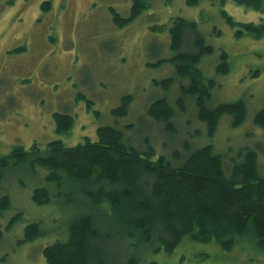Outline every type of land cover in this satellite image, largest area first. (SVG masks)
Instances as JSON below:
<instances>
[{
    "label": "rangeland",
    "instance_id": "374dc122",
    "mask_svg": "<svg viewBox=\"0 0 264 264\" xmlns=\"http://www.w3.org/2000/svg\"><path fill=\"white\" fill-rule=\"evenodd\" d=\"M187 2L149 0L146 11L118 30L110 9L127 18L131 0H0V158L15 147L28 150L32 144L43 147L57 140L73 147L84 138L95 140L99 127L121 125L132 143L146 139L157 156H167L162 145L174 148L173 138L165 134L155 142L153 131L158 129L146 126L144 112L157 99L164 98L174 106L178 98L179 85L168 92L153 86L174 77V68L169 64L149 67L173 57L168 29L177 18L194 21L205 44L214 49L199 67L204 78L216 82L208 106L214 109L242 101L246 107L245 122L239 129H232L231 119L223 117L213 139L208 138L196 115L178 114L180 131L186 133L183 141L211 145L216 154L229 158L245 148L264 154V131L253 123L256 114L264 110V36L236 39V29L227 27L220 10L238 24L257 27L264 24V13L238 7L232 0L223 4L220 0H197L195 6ZM43 3H50V9L43 11ZM158 28H163V33L156 31ZM223 52L230 68L225 76L215 73ZM124 96H132L126 117L115 119L111 111ZM55 114L74 119L67 137L55 133ZM258 165L263 174L264 158L259 157ZM3 175L0 196L9 197L10 207L0 215V264H46L42 250L63 239L68 207L78 206L77 192L65 182L54 189L53 204L37 207L31 202L30 189L38 181L23 168L6 170ZM38 176L44 177L39 172ZM8 184L12 190L6 193ZM32 224H39L47 235L21 243L26 227ZM113 247L119 252L120 242ZM127 252L122 251L124 257L129 256ZM135 254L140 264H264L263 256L244 242L230 253L191 242L170 255Z\"/></svg>",
    "mask_w": 264,
    "mask_h": 264
},
{
    "label": "trees",
    "instance_id": "16d2710c",
    "mask_svg": "<svg viewBox=\"0 0 264 264\" xmlns=\"http://www.w3.org/2000/svg\"><path fill=\"white\" fill-rule=\"evenodd\" d=\"M232 1L255 11L264 8V0ZM131 3L127 18L110 9L116 29L130 25L149 8V0ZM187 3L195 6L197 0ZM41 9L49 10L50 3H43ZM222 17L231 28L243 29L236 31L237 39L247 35L258 40L264 36V24L241 25L225 14ZM156 31L163 32V28ZM168 33L173 57L149 67L169 64L174 68V77L154 82L153 86L168 92L179 85L178 98L174 106L164 98L157 99L144 112L146 126L152 131L153 126L158 129L153 131L155 142L165 134L173 138L174 148L162 145L167 156H157L146 139L141 144L132 143L121 125L99 127L95 140L84 138L73 147L57 140L43 147L32 144L28 150L15 147L0 158V188L6 170L23 168L38 181L30 189L31 202L37 207L53 204L54 189H60L65 182L77 192L78 206L68 207L63 239L42 250L46 264H140L136 252H146L147 256L170 255L174 249L191 242L214 245L227 253L244 242L252 244L264 258V172L260 173L258 165L264 154L259 149L257 152L245 148L235 158H229L216 154L211 145H198V141L191 145L188 140L183 141L186 133L180 131L177 118L178 114L196 115L208 138L213 139L223 117L231 119L232 129L244 124L245 104L238 101L214 109L209 107L216 84L204 78L198 66L202 58L210 55V47L205 45L193 22L176 19ZM226 58L224 54L221 57L220 75L229 72ZM184 81L185 86L180 84ZM131 97L121 98L119 106L111 111L113 118L126 117ZM53 119L55 133L67 137L74 119L58 114ZM253 123L264 131V110L256 114ZM198 136L200 139L202 135ZM38 172L44 177L39 178ZM5 186L6 193L12 190L9 184ZM9 207V197L0 196V215ZM45 235L47 232L39 224H32L26 227L21 243ZM118 241L119 252L112 249ZM122 251H128L129 256L124 257Z\"/></svg>",
    "mask_w": 264,
    "mask_h": 264
},
{
    "label": "flooded vegetation",
    "instance_id": "af4514ba",
    "mask_svg": "<svg viewBox=\"0 0 264 264\" xmlns=\"http://www.w3.org/2000/svg\"><path fill=\"white\" fill-rule=\"evenodd\" d=\"M220 3L223 4V3H224V0H220ZM235 4H236L238 7H243V8H245L246 10L248 9L249 11H251L250 8L247 7L246 5L239 4V3H235ZM131 8H132V5H131ZM131 8H130V9H131ZM252 10H253V9H252ZM220 11H221V12H220V16H221V17H222V14H225L229 19L233 20V19L231 18V16H229V15L227 14V12H225L224 10H220ZM252 12H255V13H256V12H258V13H259V12H261V13L263 12V13H264V8H263L262 10H257V11L253 10ZM222 18H223V17H222ZM178 19H182V18H177V20H178ZM223 19H224V18H223ZM182 20H185V19H182ZM185 21H187V22H193V23L196 25V31H197V33L200 34L199 31L197 30V24H196L194 21H188V20H185ZM224 21H225V20H224ZM233 22L236 23L234 20H233ZM225 23H226V22H225ZM236 24H238V23H236ZM226 25H227L228 28H230V29L233 30V28H231L227 23H226ZM241 25H246V24H241ZM248 25H251V24H248ZM256 27H257V26H256ZM170 28H171V27H170ZM242 30H243V29H242ZM236 31H237V29H236ZM236 31H235V34H236L237 32H241V31H237V32H236ZM164 32H166L165 29H164ZM162 33H163V32H162ZM215 34H216V35H220L219 32H217V33H215ZM235 34H234V36H235V38H236V35H235ZM200 36H202V35L200 34ZM245 36H247V35H245ZM243 37H244V36H243ZM202 38H203V40H204V42H205V38H204L203 36H202ZM236 39H237V38H236ZM205 45H206V44H205ZM206 46H207V47H210V49H211V53H210V55H208V56H211L212 54H214V49H213L211 46H208V45H206ZM223 54L227 57V58H226V65L228 66V65H229L228 62H227V60H228V56H227L226 53L223 52V53L221 54V57H222ZM220 59H221V58H220ZM201 60H202V59H201ZM200 64H201V61H200ZM200 64H199L198 68L200 67ZM222 65H223V63L220 61V64H218L217 66H215V73H216V75H220V74L218 73V69H219V67L222 66ZM200 71H201V70H200ZM229 72H230V68H229ZM229 72H228V73H229ZM228 73H227V74H228ZM227 74H226V75H227ZM223 76H225V75H223ZM164 80H165V79H164ZM208 80L214 82V81L211 80V79H208ZM214 83L216 84V82H214Z\"/></svg>",
    "mask_w": 264,
    "mask_h": 264
}]
</instances>
